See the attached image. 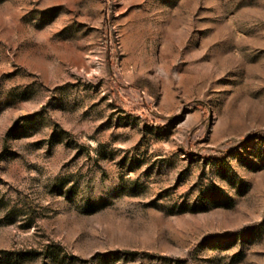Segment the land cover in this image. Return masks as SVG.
Listing matches in <instances>:
<instances>
[{
    "label": "rangeland",
    "instance_id": "rangeland-1",
    "mask_svg": "<svg viewBox=\"0 0 264 264\" xmlns=\"http://www.w3.org/2000/svg\"><path fill=\"white\" fill-rule=\"evenodd\" d=\"M0 264H264V0H0Z\"/></svg>",
    "mask_w": 264,
    "mask_h": 264
}]
</instances>
